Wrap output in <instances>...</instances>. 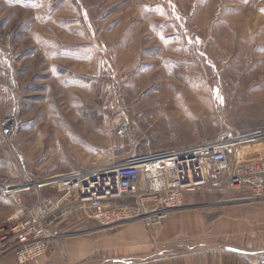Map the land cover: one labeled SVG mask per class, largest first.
<instances>
[{
    "label": "rangeland",
    "instance_id": "374dc122",
    "mask_svg": "<svg viewBox=\"0 0 264 264\" xmlns=\"http://www.w3.org/2000/svg\"><path fill=\"white\" fill-rule=\"evenodd\" d=\"M226 131L263 134L236 156L264 164V0H0V223L20 204L61 195L55 186L8 187ZM245 196L192 191L166 218L136 220L129 231L65 198L50 220L59 235L52 248L80 235L87 243L66 264H118L238 246L254 253L227 263L264 264V220L223 222L229 204L264 203ZM240 229L255 232L238 241Z\"/></svg>",
    "mask_w": 264,
    "mask_h": 264
},
{
    "label": "built area",
    "instance_id": "2783aa9c",
    "mask_svg": "<svg viewBox=\"0 0 264 264\" xmlns=\"http://www.w3.org/2000/svg\"><path fill=\"white\" fill-rule=\"evenodd\" d=\"M262 136L226 131L205 143L136 154L121 163L8 187L5 192L14 194L55 186L61 195L47 197L29 208L20 204L16 213L0 223V259L12 252L20 264H26L46 256L59 242L58 230L50 220L65 198L81 203L89 217L104 226L136 220L157 223L182 205L185 192L245 189L248 196L241 198L262 200L264 164L241 161L236 156L239 146Z\"/></svg>",
    "mask_w": 264,
    "mask_h": 264
},
{
    "label": "crops",
    "instance_id": "0c3cea01",
    "mask_svg": "<svg viewBox=\"0 0 264 264\" xmlns=\"http://www.w3.org/2000/svg\"><path fill=\"white\" fill-rule=\"evenodd\" d=\"M190 193L191 192H185L183 198H185L186 195ZM193 199L194 197H189L188 201H194ZM221 212H222V217H224L223 222L226 219H234L237 220L239 228H244L246 222L251 223L253 221L264 220V203L256 202V203H243V204H232V205L229 204L226 207H224ZM139 224L140 223L138 221H132L131 223L129 222L124 225H129L128 227V231H129L136 227H139ZM241 230L242 229H240V231ZM251 232H255V230L253 231L242 230L237 235L238 238L236 240L245 241L246 234L254 235V233ZM63 239L64 241L63 240L61 241L62 244L61 247L63 249L62 252L53 251L52 248L46 256L40 257L37 260L26 264H49L50 262L51 264H66L67 261H71L72 255H74L70 252V249H72L74 246L81 249L82 245H84L85 242L87 243V240H85L83 236L80 235L78 236L66 235L64 236ZM234 247H235V251L232 252L233 254L232 253L213 254L206 252L201 254H190V253L175 254V255L165 254V256L167 257H162L164 253H158L152 255L150 254L142 255L138 257L136 260H133V257L131 256H120L119 258L114 259V262L118 264H230L226 262V260L229 259L226 256H233L234 254L238 256H242L246 254L252 255L254 253L249 250L241 249L238 246H234ZM263 248L262 251H260L261 253L264 252ZM0 264H20V263L18 262L15 254L11 252L8 253L2 259H0Z\"/></svg>",
    "mask_w": 264,
    "mask_h": 264
}]
</instances>
